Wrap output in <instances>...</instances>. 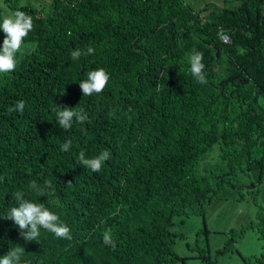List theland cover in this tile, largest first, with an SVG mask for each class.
I'll return each instance as SVG.
<instances>
[{
    "label": "trees",
    "instance_id": "16d2710c",
    "mask_svg": "<svg viewBox=\"0 0 264 264\" xmlns=\"http://www.w3.org/2000/svg\"><path fill=\"white\" fill-rule=\"evenodd\" d=\"M17 9L34 29L16 70L0 74V257L23 247V264H186L174 251L184 238L175 220L204 216L222 190L242 189L239 174L264 170V0L197 11L183 0H0V22ZM3 39L0 29V48ZM89 46L94 54L71 58ZM193 50L203 53L207 84L190 72ZM99 68L108 86L83 96L80 81ZM17 101L23 114L8 112ZM60 106L83 108L91 122L61 129ZM216 146L224 169L202 168ZM104 150L111 158L100 172L78 163L81 151ZM33 180H51L55 193L29 192ZM16 191L58 214L72 239L42 230L39 241H25L2 217L18 206ZM256 193V219L231 229L214 260L199 253L204 264L248 230L264 239ZM108 229L115 248L103 241ZM240 264H264V247Z\"/></svg>",
    "mask_w": 264,
    "mask_h": 264
},
{
    "label": "clouds",
    "instance_id": "9594fccd",
    "mask_svg": "<svg viewBox=\"0 0 264 264\" xmlns=\"http://www.w3.org/2000/svg\"><path fill=\"white\" fill-rule=\"evenodd\" d=\"M23 7V5H21ZM0 29L4 33L2 48H0V74H7L16 70L18 66V54H23L27 48L25 44L29 33L34 29L32 16L22 10H15L6 14L0 22ZM95 49L88 47L86 52L80 49L73 50L71 58L78 60L81 55L94 54ZM190 72L198 83L207 84V77L204 71L203 53L193 50L189 57ZM110 74L104 68L92 70L87 73V79L80 81V89L83 96H92L102 93L108 86ZM25 103L17 101L14 106L8 108V112H19L23 114ZM114 115V113H110ZM58 125L61 129L67 131L73 127V122L84 124L90 123L89 116L83 108L61 107L56 111ZM72 140L69 139L60 147L61 152H68L72 147ZM111 153L108 150L102 151L93 158H86L85 153L81 151L78 156V163L92 172L98 173L102 170L106 161L110 160ZM71 185V182H68ZM28 191L33 192L39 197H48L55 193V188L51 180H45L43 185L35 180L28 184ZM18 206H12L5 216L6 220L13 221L20 230V236L28 242L39 241L41 231L53 233L55 237L71 240L72 234L69 226L60 220L58 214L51 211L45 203H36L27 198L26 192L16 191L12 193ZM105 245L116 247L112 239L111 229L103 234ZM23 247L11 248V250L0 257V264H23Z\"/></svg>",
    "mask_w": 264,
    "mask_h": 264
},
{
    "label": "rangeland",
    "instance_id": "374dc122",
    "mask_svg": "<svg viewBox=\"0 0 264 264\" xmlns=\"http://www.w3.org/2000/svg\"><path fill=\"white\" fill-rule=\"evenodd\" d=\"M37 3H48L49 0H31ZM193 11L202 7L234 8L242 0H183ZM27 47L25 52L30 51ZM219 164L224 169V162L220 158L219 147L216 146L210 153L206 164ZM237 180L243 185L239 191L227 187L219 196L207 206L204 216H190L184 219L183 225L174 228L184 234L183 239H176L174 251L177 255L186 258V264H204L197 258L199 253L210 259L215 258L218 249H222L224 243L230 237V230L237 229L242 224L256 219L258 207L253 199L257 194V201L264 210V170H252L247 175L239 174ZM252 185L253 188H249ZM242 199L238 200V196ZM188 246V247H187ZM264 239L258 237L254 230H248L245 235L234 244L233 251L219 256L214 264H240L241 257L259 256L263 252ZM199 249L202 252H199ZM212 260V261H213ZM179 264V263H174Z\"/></svg>",
    "mask_w": 264,
    "mask_h": 264
},
{
    "label": "built area",
    "instance_id": "2783aa9c",
    "mask_svg": "<svg viewBox=\"0 0 264 264\" xmlns=\"http://www.w3.org/2000/svg\"><path fill=\"white\" fill-rule=\"evenodd\" d=\"M220 39H221V41L224 42V43L229 42V38H228V36H226L225 34H220Z\"/></svg>",
    "mask_w": 264,
    "mask_h": 264
},
{
    "label": "water",
    "instance_id": "95a60500",
    "mask_svg": "<svg viewBox=\"0 0 264 264\" xmlns=\"http://www.w3.org/2000/svg\"><path fill=\"white\" fill-rule=\"evenodd\" d=\"M246 83V81H244V82H240L239 84H237L235 87L237 88L238 86H240V85H243V84H245ZM249 188H253V186L252 185H250L249 186Z\"/></svg>",
    "mask_w": 264,
    "mask_h": 264
}]
</instances>
